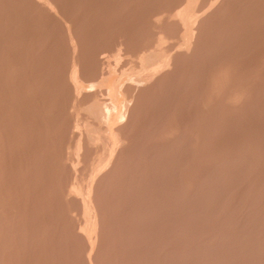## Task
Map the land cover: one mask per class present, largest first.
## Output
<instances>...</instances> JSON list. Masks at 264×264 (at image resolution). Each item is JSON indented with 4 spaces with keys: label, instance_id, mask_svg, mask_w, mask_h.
Listing matches in <instances>:
<instances>
[{
    "label": "rangeland",
    "instance_id": "1",
    "mask_svg": "<svg viewBox=\"0 0 264 264\" xmlns=\"http://www.w3.org/2000/svg\"><path fill=\"white\" fill-rule=\"evenodd\" d=\"M0 264H264V0H0Z\"/></svg>",
    "mask_w": 264,
    "mask_h": 264
},
{
    "label": "bare ground",
    "instance_id": "2",
    "mask_svg": "<svg viewBox=\"0 0 264 264\" xmlns=\"http://www.w3.org/2000/svg\"><path fill=\"white\" fill-rule=\"evenodd\" d=\"M50 3H51V2H50ZM45 7H46V6H45ZM190 31H191V30H190ZM67 44H68V43H67ZM94 72H95V71H94ZM68 75H69V74H68ZM117 77H118V76H117ZM98 79H99V78H98ZM80 80H81V79H80ZM94 84H95V83H94ZM99 105H100V104H99ZM99 105H98V106H99ZM95 106H96V105H95ZM95 106H94V107H95ZM110 106H111V105H110ZM113 109H114V108H113ZM81 110H82V108H81ZM84 110H85V109H84ZM99 110H100V109H99ZM126 110H127V109H126ZM82 111H83V110H82ZM97 111H98V110H97ZM121 111H122V110H121ZM86 112H87V111H86ZM95 113H96V112H95ZM83 115H84V114H83ZM82 117H83V116H82ZM120 117H121V116H120ZM131 118H132V117H131ZM81 120H82V119H81ZM127 120H128V119H127ZM108 123H109V122H108ZM100 127H101V126H100ZM82 128H83V127H82ZM107 135H108V134H107ZM102 143H103V142H102ZM91 146H92V145H91ZM120 153H121V152H120Z\"/></svg>",
    "mask_w": 264,
    "mask_h": 264
}]
</instances>
